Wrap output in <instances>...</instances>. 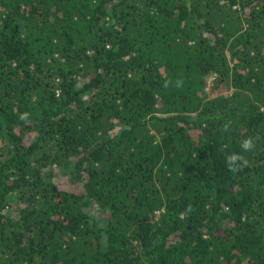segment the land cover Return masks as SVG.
I'll return each instance as SVG.
<instances>
[{
  "label": "trees",
  "instance_id": "16d2710c",
  "mask_svg": "<svg viewBox=\"0 0 264 264\" xmlns=\"http://www.w3.org/2000/svg\"><path fill=\"white\" fill-rule=\"evenodd\" d=\"M0 264H264V0H0Z\"/></svg>",
  "mask_w": 264,
  "mask_h": 264
},
{
  "label": "clouds",
  "instance_id": "9594fccd",
  "mask_svg": "<svg viewBox=\"0 0 264 264\" xmlns=\"http://www.w3.org/2000/svg\"><path fill=\"white\" fill-rule=\"evenodd\" d=\"M168 83L169 82H166L164 86L167 87ZM182 84H183L182 81H178L176 86L181 87ZM28 118H29V113H27V112L21 114V116L19 117V119L22 121H27ZM229 126H230V123H225L224 129L227 131ZM240 147H241L242 153L252 151L255 148L254 138L248 137V138L244 139L242 141ZM225 162H226L228 169L232 172H237V171L243 170V168L247 167L248 163H249L243 154L236 153V152L228 154L225 157ZM191 210H192L191 205H189L187 208V211L190 212ZM181 215H184V214L182 213Z\"/></svg>",
  "mask_w": 264,
  "mask_h": 264
},
{
  "label": "rangeland",
  "instance_id": "374dc122",
  "mask_svg": "<svg viewBox=\"0 0 264 264\" xmlns=\"http://www.w3.org/2000/svg\"><path fill=\"white\" fill-rule=\"evenodd\" d=\"M209 86H210V85H209ZM10 213L12 214V212H8V214H10ZM11 214H10V215H11ZM12 216H13V214H12Z\"/></svg>",
  "mask_w": 264,
  "mask_h": 264
}]
</instances>
